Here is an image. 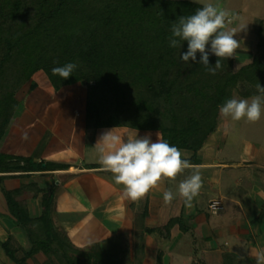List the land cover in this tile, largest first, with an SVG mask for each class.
I'll return each instance as SVG.
<instances>
[{
    "label": "trees",
    "instance_id": "1",
    "mask_svg": "<svg viewBox=\"0 0 264 264\" xmlns=\"http://www.w3.org/2000/svg\"><path fill=\"white\" fill-rule=\"evenodd\" d=\"M203 5L195 0H0V132L12 103L25 102L37 70L74 63L66 80L80 78L86 86L87 126L158 129L170 145L197 153L234 89L251 97L259 94L258 84L264 87V18L256 22L250 57L220 58L215 75L197 63L199 52L196 61L179 59L187 51L186 40L169 46L170 38L179 41L172 36L173 24ZM216 60L209 51V64L214 67ZM64 167L0 151L2 173L38 176L37 171ZM55 182L36 178L5 192V214L31 242L18 257L17 242L3 241L8 260L29 264L27 255L42 253L47 264L53 258L60 264H109L76 247L56 220ZM23 190L42 194L39 216L31 217L18 199Z\"/></svg>",
    "mask_w": 264,
    "mask_h": 264
},
{
    "label": "crops",
    "instance_id": "2",
    "mask_svg": "<svg viewBox=\"0 0 264 264\" xmlns=\"http://www.w3.org/2000/svg\"><path fill=\"white\" fill-rule=\"evenodd\" d=\"M52 68L33 74L34 86L0 151L65 167L37 171L38 176L0 172V264H12L2 246L9 237L20 246L18 257L31 248L23 228L5 214V192L36 178L56 181L54 216L72 243L109 264H255L254 253L264 250V133L259 132L264 115L242 138L211 136L197 153L178 148L189 167L175 180L163 178L142 199L132 201L124 186L115 183L113 173L103 169L99 141L109 131L124 141L150 134L155 142L156 133L161 137L162 133L122 125L87 126L86 86L80 78L53 76ZM24 133L27 139L22 138ZM194 169L200 171L202 187L192 207H187L178 185ZM165 190L174 194L170 204L163 201ZM17 197L24 200L31 217L41 214V193L23 190ZM212 199H220L223 207L211 211ZM27 256L29 264H47L42 253Z\"/></svg>",
    "mask_w": 264,
    "mask_h": 264
},
{
    "label": "clouds",
    "instance_id": "3",
    "mask_svg": "<svg viewBox=\"0 0 264 264\" xmlns=\"http://www.w3.org/2000/svg\"><path fill=\"white\" fill-rule=\"evenodd\" d=\"M227 13L219 10L217 5L208 3L199 8L195 14L188 17L181 16L177 24L171 28L172 36L178 37L179 41L170 38L169 46L177 47L180 41H187V51L179 57L185 63L196 61V53H200L197 63L203 64L207 71L215 75L222 65L220 58L235 56V50L239 47V41L234 39V34L245 28L241 25L239 30L231 29L224 31ZM229 23L231 21H228ZM210 42L209 51L216 57L214 67L209 64V51L206 44ZM77 67L74 63H67L61 67L52 68L53 76L68 78ZM260 95L248 99H228L219 108L222 117H231L234 121L246 118L249 122H256L261 116V106L264 104V87L257 85ZM153 142L150 134L143 137H127L124 141L111 131L105 133L100 139L98 151L100 163L103 169L114 175V181L124 186V194L132 201L142 199L151 189L156 188L163 178L175 180L178 174L189 167L188 161L182 159V153L173 145H170L158 133ZM27 139V133L22 136ZM202 187L201 174L198 169L193 174L182 180L178 185L179 196L184 200L187 207H192V201L199 194ZM174 199L171 190L163 192V201L170 204ZM255 264H264V250L254 253ZM239 256V260H243Z\"/></svg>",
    "mask_w": 264,
    "mask_h": 264
},
{
    "label": "rangeland",
    "instance_id": "4",
    "mask_svg": "<svg viewBox=\"0 0 264 264\" xmlns=\"http://www.w3.org/2000/svg\"><path fill=\"white\" fill-rule=\"evenodd\" d=\"M132 1L134 0H129L130 3ZM195 1H198L203 4L212 3L214 5H217L219 7V10H222L223 8V11L227 13L224 31H228L231 29L239 30L241 25H245L244 29L234 34V39L239 41V47L235 50L234 53V55L235 54L237 55H235L234 57L242 61L250 57L251 51L253 52V49L251 47L252 41L255 40L256 38V30H255L256 22L264 18V0H195ZM228 17L230 18L228 19ZM228 21L231 22L229 23ZM237 50L239 51L242 50L243 52L236 53ZM258 95H260V93ZM252 97L253 96L244 97L240 95L238 89L237 90L234 89L233 91V98L250 100ZM23 108L24 105L22 102L16 103L12 108L11 110L12 115L4 122V125L2 127V131L0 134V147L3 144V141L6 139L7 135L11 132V129L15 126ZM263 115H264V104H262L261 106V116L258 122L262 119ZM252 125L253 122L247 121L246 118H242L239 121H234L231 119V117L225 118L219 115L217 126L214 132L211 133L209 138H211L212 136V138L215 137V139L221 140V138L226 134H230L242 138L245 136L248 130L250 131ZM260 125H259V132L264 133ZM255 139L259 141V137L257 135H255ZM224 147L222 151L227 150Z\"/></svg>",
    "mask_w": 264,
    "mask_h": 264
},
{
    "label": "built area",
    "instance_id": "5",
    "mask_svg": "<svg viewBox=\"0 0 264 264\" xmlns=\"http://www.w3.org/2000/svg\"><path fill=\"white\" fill-rule=\"evenodd\" d=\"M229 19V17H228ZM223 207L222 201L220 199H212L209 202V208L211 211L215 212Z\"/></svg>",
    "mask_w": 264,
    "mask_h": 264
},
{
    "label": "bare ground",
    "instance_id": "6",
    "mask_svg": "<svg viewBox=\"0 0 264 264\" xmlns=\"http://www.w3.org/2000/svg\"><path fill=\"white\" fill-rule=\"evenodd\" d=\"M262 131H264V125H262Z\"/></svg>",
    "mask_w": 264,
    "mask_h": 264
},
{
    "label": "water",
    "instance_id": "7",
    "mask_svg": "<svg viewBox=\"0 0 264 264\" xmlns=\"http://www.w3.org/2000/svg\"><path fill=\"white\" fill-rule=\"evenodd\" d=\"M222 11V10H221Z\"/></svg>",
    "mask_w": 264,
    "mask_h": 264
}]
</instances>
